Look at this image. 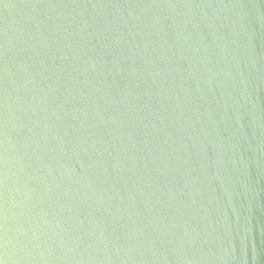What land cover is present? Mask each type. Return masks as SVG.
<instances>
[{"label":"water","instance_id":"95a60500","mask_svg":"<svg viewBox=\"0 0 264 264\" xmlns=\"http://www.w3.org/2000/svg\"><path fill=\"white\" fill-rule=\"evenodd\" d=\"M0 264H264V0H0Z\"/></svg>","mask_w":264,"mask_h":264}]
</instances>
